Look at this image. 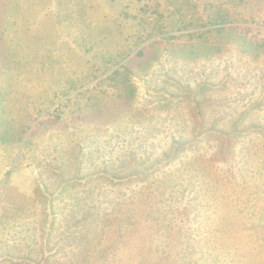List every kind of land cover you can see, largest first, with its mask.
<instances>
[{
	"label": "rangeland",
	"instance_id": "1",
	"mask_svg": "<svg viewBox=\"0 0 264 264\" xmlns=\"http://www.w3.org/2000/svg\"><path fill=\"white\" fill-rule=\"evenodd\" d=\"M0 55V264H264V0H0Z\"/></svg>",
	"mask_w": 264,
	"mask_h": 264
},
{
	"label": "trees",
	"instance_id": "2",
	"mask_svg": "<svg viewBox=\"0 0 264 264\" xmlns=\"http://www.w3.org/2000/svg\"><path fill=\"white\" fill-rule=\"evenodd\" d=\"M221 30L225 31L224 29H221ZM223 31H222V32H223ZM227 31H228V32L233 31V28H227ZM140 54H141V53H139V55H140ZM0 56H1V55H0ZM1 70H3V69L1 68Z\"/></svg>",
	"mask_w": 264,
	"mask_h": 264
}]
</instances>
